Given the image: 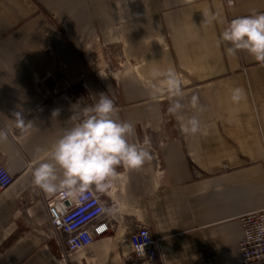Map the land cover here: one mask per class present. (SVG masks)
Here are the masks:
<instances>
[{"label":"crops","instance_id":"obj_1","mask_svg":"<svg viewBox=\"0 0 264 264\" xmlns=\"http://www.w3.org/2000/svg\"><path fill=\"white\" fill-rule=\"evenodd\" d=\"M254 11L264 12V0H0V163L13 177L0 192V264H139L127 261L138 224L158 241L151 264H240V218L264 209V65L246 52L229 57L219 37ZM91 36L122 40L128 63L112 78L91 74L82 59ZM169 68L183 82L184 109L166 122L173 99L152 74ZM237 87L245 99L233 103ZM83 91L92 104L101 93L113 99L153 159L117 169L113 230L62 259L39 226L48 218L43 197L58 192L34 185L31 172L37 150L71 126L72 94ZM17 112L30 128L16 127ZM192 116L201 130L185 134Z\"/></svg>","mask_w":264,"mask_h":264},{"label":"clouds","instance_id":"obj_2","mask_svg":"<svg viewBox=\"0 0 264 264\" xmlns=\"http://www.w3.org/2000/svg\"><path fill=\"white\" fill-rule=\"evenodd\" d=\"M219 41L225 44L226 54L235 57L239 52H246L256 62L264 65V12H252L228 21ZM153 77H163L162 86L173 102L170 113L179 114L184 109L183 82L172 68L166 72H153ZM159 92L161 87L153 85ZM245 99L242 88H234L231 94L233 103ZM191 106L200 107L197 95H192ZM79 107V110H75ZM59 112H53L58 116ZM15 125L20 129L32 126L22 115L14 113ZM71 126L62 130V134L46 150L36 157V164L31 175L34 185L46 193L62 192L69 198L82 196L91 188L106 192L114 186L118 177L117 169L140 170L153 159L149 139L142 143L135 142V126L119 116V108L113 99L101 93L94 104L77 105L74 114L68 120ZM181 130L194 135L200 132V122L192 116L182 122ZM7 135L0 132V140ZM264 232V226L260 227ZM147 236V234H145ZM144 254V244L137 245Z\"/></svg>","mask_w":264,"mask_h":264},{"label":"built area","instance_id":"obj_3","mask_svg":"<svg viewBox=\"0 0 264 264\" xmlns=\"http://www.w3.org/2000/svg\"><path fill=\"white\" fill-rule=\"evenodd\" d=\"M226 7L235 0H223ZM78 101V100H76ZM164 119L169 120L164 115ZM13 177L3 163H0V192L9 187ZM47 220L39 222L47 241L52 242L54 252L59 258L83 250L113 230L112 212L115 207L109 191L99 192L91 188L82 196L69 198L62 192L43 197ZM241 239L238 244L240 264H264V209L250 212L240 218ZM147 234V236H145ZM131 252L127 261L139 264L156 263L158 260V241L152 237L145 225L131 227L129 233ZM144 244V254L137 245Z\"/></svg>","mask_w":264,"mask_h":264},{"label":"rangeland","instance_id":"obj_4","mask_svg":"<svg viewBox=\"0 0 264 264\" xmlns=\"http://www.w3.org/2000/svg\"><path fill=\"white\" fill-rule=\"evenodd\" d=\"M60 31H63L62 28ZM79 52L91 74H96L98 71H102L109 78H112L113 72L119 70L126 63H128L124 54V45L122 40H112L108 43H104L99 37L91 36ZM131 63L134 64V66H138L139 62L136 60ZM79 85L85 86L83 81H81ZM72 95L73 103L77 102L79 106L92 104L90 96L87 92L83 91L78 94L73 92ZM78 110L79 107H77V111ZM164 112L166 118H170L171 113L169 112V108H165Z\"/></svg>","mask_w":264,"mask_h":264}]
</instances>
